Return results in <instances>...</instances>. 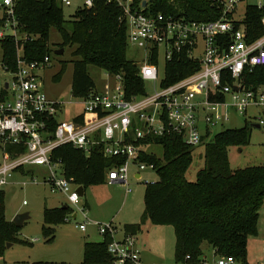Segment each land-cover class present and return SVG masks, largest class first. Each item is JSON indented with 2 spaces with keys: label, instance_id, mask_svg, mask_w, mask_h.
<instances>
[{
  "label": "built area",
  "instance_id": "built-area-1",
  "mask_svg": "<svg viewBox=\"0 0 264 264\" xmlns=\"http://www.w3.org/2000/svg\"><path fill=\"white\" fill-rule=\"evenodd\" d=\"M16 1L0 0V42L12 40L15 48L14 66L2 64L9 78L0 79V191L18 169L41 167L50 192L64 197L62 205L78 208L80 186L65 175L61 160L52 159L61 146L69 145L85 157L97 151L111 159L104 183L122 185L128 194L130 168H136L131 174L135 182L141 181L140 171H156L153 163L140 160L142 154L150 155L142 148L154 144V139L176 136L195 148L231 115L250 110L251 121L264 126V0H215L220 17L206 22L154 13L146 1L143 7L144 1L134 5L133 0H103L120 8L127 46L142 53V62L133 63L143 91L128 94L123 77L111 75L114 84L106 91L94 89L76 97L80 109L71 115L68 101L43 92L41 73L51 64L50 54L29 60L24 53V46L37 36L21 30ZM55 1L62 14L72 9L73 17L93 9L97 0ZM255 13L262 29L257 36L250 26ZM181 58L196 63L197 69L166 83V66ZM145 83L151 84L149 90ZM80 118L83 122L77 121ZM83 211L79 209L85 216ZM87 226L84 221L76 228L85 232ZM96 226L102 240L109 237L111 264H146L138 234L125 233L111 222ZM215 264L238 263L224 256Z\"/></svg>",
  "mask_w": 264,
  "mask_h": 264
},
{
  "label": "trees",
  "instance_id": "trees-1",
  "mask_svg": "<svg viewBox=\"0 0 264 264\" xmlns=\"http://www.w3.org/2000/svg\"><path fill=\"white\" fill-rule=\"evenodd\" d=\"M133 1L134 5L146 1L154 13L188 21L206 22L220 17V7L215 0ZM15 15L22 31L37 36L24 46L29 60H39L48 54V34L50 30L58 32L61 38L59 46L69 49L75 58L71 79L73 97H84L95 89L87 73L88 66L110 75H121L128 94L143 91L135 64L126 58L125 27L116 4L97 0L93 9L81 11L65 20L55 0H17ZM258 16L255 13L250 20L254 36L262 33ZM0 44L1 63L12 68L15 59L13 42L7 39ZM65 66H61L52 81H60ZM196 69V63L178 59L166 66V83L182 79ZM77 121L83 122L82 118ZM251 126L246 124L239 129L216 133L204 145L203 166L192 181L186 178V172L192 163L193 148L183 144L178 137L154 139V144L162 147V159L151 154L141 155V161L155 165L158 176L156 182L145 183L141 223L148 221L173 228L175 263L200 264L203 262L201 246L207 244L214 257H233L238 264H247V241L257 236L259 210L264 202V165L232 169L228 149L247 146ZM52 159L61 160L65 175L83 190L90 185L103 184L106 169L112 165L111 159L103 158L97 151L85 157L69 145L57 148ZM17 172L32 176L30 171L23 169ZM63 206L42 211L41 232L46 243L54 240L55 228L66 222L70 209L67 206L63 209ZM17 229L4 219L3 201L0 200V258L6 245L11 244L9 240L16 237ZM123 230L138 234L140 225H126ZM109 241L107 236L100 242H84L79 264H111L112 259L107 253Z\"/></svg>",
  "mask_w": 264,
  "mask_h": 264
},
{
  "label": "rangeland",
  "instance_id": "rangeland-1",
  "mask_svg": "<svg viewBox=\"0 0 264 264\" xmlns=\"http://www.w3.org/2000/svg\"><path fill=\"white\" fill-rule=\"evenodd\" d=\"M72 9H64L65 20L72 18ZM48 46L50 49V66L41 73L43 92L53 99L64 98L70 103V115L80 109L76 97L71 94L72 66L74 57L70 55L69 49H63V54L57 56L54 50H58L61 42L60 35L56 30H50L48 34ZM142 53L136 51L128 45L126 58L132 62H142ZM2 49L0 44V79H8L9 76L3 71ZM161 62V60H160ZM62 65H66L64 73L59 82L52 81V77L59 71ZM161 66V64H160ZM87 73L95 85V91L102 93L114 84V78L101 69L93 66L87 67ZM144 87L149 90L150 83H145ZM261 116L264 119V109ZM257 113V112H256ZM253 111H248L246 115L234 113L223 125L212 129L211 135L205 139L204 143L193 148L192 163L186 172V178L194 180L195 173L203 166L204 145L212 137L225 129H239L244 125H253L250 119ZM143 152L152 154L158 159H162L163 150L160 145L149 144L142 148ZM228 158L232 169L244 168L247 166L264 165V126L256 129L251 126L250 140L247 146L228 149ZM2 160V150L0 147V163ZM136 168H130L129 188L130 193L126 194L125 187L120 185H90L83 190L78 208L69 206L73 214L66 218V222L59 224L55 228V237L51 243H46L42 237V211L44 208L60 207L64 197L57 193L50 192L49 187L43 183L44 169L34 167L30 171L32 176H25L14 173L10 179V185L4 187L0 192V200L3 201L4 219L12 224V219L18 214L28 213L29 219L16 231V237L9 240L11 247L5 248L0 264H79L82 260V247L84 242H100L102 237L97 232V224L113 223L119 230H123L126 225H140L138 239L141 245V258L146 264H175L174 261V232L171 226L153 225L150 222L142 221L143 212V192L145 183H154L158 180L155 171H140L141 181L135 182L131 174ZM30 177L34 180H29ZM84 209L85 216L79 212ZM76 213L75 219L72 216ZM259 225L262 230V240L264 239V202L259 210ZM85 217L87 219H85ZM84 221L88 222L85 232L79 231L76 226ZM120 232L118 236H120ZM203 247H209L203 244ZM210 249V247H209ZM206 256L205 264H214L210 252L202 249ZM202 260L203 257H202ZM247 264H264V242L255 244L249 242L246 254Z\"/></svg>",
  "mask_w": 264,
  "mask_h": 264
},
{
  "label": "water",
  "instance_id": "water-1",
  "mask_svg": "<svg viewBox=\"0 0 264 264\" xmlns=\"http://www.w3.org/2000/svg\"><path fill=\"white\" fill-rule=\"evenodd\" d=\"M145 1L143 3V7L145 6ZM54 54L57 56H60L63 54V49H58V50H54ZM252 127L256 128V129H260L258 124H253ZM78 193L80 195V197L83 196V189L82 187L78 188ZM63 209L65 208V206L62 207ZM76 215L74 214L72 216L73 219H75ZM29 219V215L28 213H24V214H18L16 215L13 219H12V224L16 227V228H20L24 225V223ZM11 247V244H7L6 248Z\"/></svg>",
  "mask_w": 264,
  "mask_h": 264
},
{
  "label": "crops",
  "instance_id": "crops-1",
  "mask_svg": "<svg viewBox=\"0 0 264 264\" xmlns=\"http://www.w3.org/2000/svg\"><path fill=\"white\" fill-rule=\"evenodd\" d=\"M259 219H260V216H259ZM259 221H260V220H259ZM262 235H263V233H262L261 227H260L259 222H258L257 236H255V237H250V238L248 239V241H247V248H248V244H249L250 241H251V242H255V244H261V243H263V242H264V239L262 240ZM204 248H206V249L210 252L211 259L214 260L215 257H214V255H213L212 250L209 249V247H203V245H202V246H201V250L204 249ZM202 252H203V251H202ZM141 259H142V258H141ZM203 259H204V260H202V261L205 263L206 256H205L204 253H203ZM214 264H215V262H214Z\"/></svg>",
  "mask_w": 264,
  "mask_h": 264
}]
</instances>
